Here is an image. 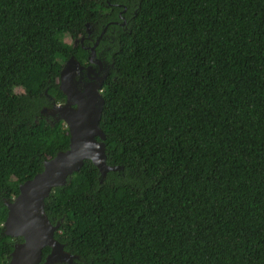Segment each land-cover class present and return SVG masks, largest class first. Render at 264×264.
<instances>
[{"label": "trees", "instance_id": "16d2710c", "mask_svg": "<svg viewBox=\"0 0 264 264\" xmlns=\"http://www.w3.org/2000/svg\"><path fill=\"white\" fill-rule=\"evenodd\" d=\"M87 25L119 170L86 160L46 200L72 264H264V0H0V264L6 203L69 149L48 94Z\"/></svg>", "mask_w": 264, "mask_h": 264}, {"label": "water", "instance_id": "95a60500", "mask_svg": "<svg viewBox=\"0 0 264 264\" xmlns=\"http://www.w3.org/2000/svg\"><path fill=\"white\" fill-rule=\"evenodd\" d=\"M96 44L90 49V61L96 56ZM68 62H74L78 68H83L74 58ZM67 69H62L60 88L67 95L68 101H72L71 97L76 99L78 107L71 109L68 105L65 111L56 108L53 111L64 112L58 120L65 121L69 128L70 146L66 152L46 161L44 170L20 185L19 195L6 203L8 216L4 223L5 235L15 240L23 239L22 242L15 243L9 264H40L43 250L47 247L51 252L46 257L45 264H72L78 257L67 253L64 245L55 239L60 223L53 225L50 222L45 212L46 200L55 188L68 185L69 177L79 171L86 160L93 162L103 178L108 172L119 170L107 164L106 135L100 127L104 98L100 96L97 101V96L87 95L86 98L85 95H78L75 84L71 83L74 82V77L68 76L70 70L68 72ZM100 88L101 86L98 90Z\"/></svg>", "mask_w": 264, "mask_h": 264}, {"label": "flooded vegetation", "instance_id": "af4514ba", "mask_svg": "<svg viewBox=\"0 0 264 264\" xmlns=\"http://www.w3.org/2000/svg\"><path fill=\"white\" fill-rule=\"evenodd\" d=\"M106 32H107V28H105L100 35H94L93 30L89 28L87 37L85 38L82 37L80 39L82 46L85 47L86 50L89 52V56H90V49L97 43V41L98 43L96 44V49H95L96 56L92 59V61L88 60V63L83 65V68H81L82 69L81 73L76 75L77 79L79 80L76 81L77 83H75L76 91L78 95H85L86 98H88L87 95L97 96L96 97L97 101L100 100V96L103 97L105 83L113 69V65L106 60V57L108 55L107 50H111V48L106 46L104 49H102L101 47V42L104 39ZM93 38H95V40ZM85 41L92 43V45L84 46ZM78 43H79L78 40L74 42L75 45H77ZM100 86L101 88L98 90ZM63 94L65 96V99H68L67 95L65 93ZM71 98L73 104L70 105V108L76 109L78 107V105L76 104V99L73 97Z\"/></svg>", "mask_w": 264, "mask_h": 264}, {"label": "rangeland", "instance_id": "374dc122", "mask_svg": "<svg viewBox=\"0 0 264 264\" xmlns=\"http://www.w3.org/2000/svg\"><path fill=\"white\" fill-rule=\"evenodd\" d=\"M67 41L69 43H72V41L70 39H67ZM76 44V43H75ZM107 52L109 53L110 50H107ZM64 67L65 68H68V72L70 70V73H69V77L70 78H73L74 77V82H71L73 84L77 83L76 81H79L76 77V75L80 74L82 69L78 68L76 63L72 62V63H69L68 61H66V63L64 64ZM67 81H70V79H67ZM72 81V80H71ZM70 83V84H71ZM69 85V84H68ZM67 85V86H68ZM76 85V84H75ZM48 97L52 100L53 102V105H54V108L56 109H59L61 111H65L66 108H68V105L70 107L71 104H73V101H68V99H64L62 97H58L57 96V93L52 91L48 94ZM61 111H58V113L54 112L52 113V117H53V120L54 121H57L58 120V117L61 116V115H64V112H61ZM65 123V121H63ZM66 126V125H65Z\"/></svg>", "mask_w": 264, "mask_h": 264}]
</instances>
